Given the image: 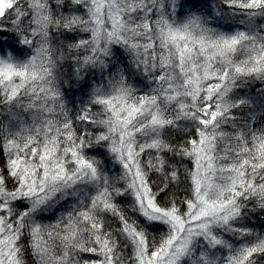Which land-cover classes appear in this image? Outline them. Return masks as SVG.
<instances>
[{"label":"snow or ice","instance_id":"1","mask_svg":"<svg viewBox=\"0 0 264 264\" xmlns=\"http://www.w3.org/2000/svg\"><path fill=\"white\" fill-rule=\"evenodd\" d=\"M0 117V264H264V0H0Z\"/></svg>","mask_w":264,"mask_h":264},{"label":"trees","instance_id":"2","mask_svg":"<svg viewBox=\"0 0 264 264\" xmlns=\"http://www.w3.org/2000/svg\"><path fill=\"white\" fill-rule=\"evenodd\" d=\"M0 164H3V157L2 156H0Z\"/></svg>","mask_w":264,"mask_h":264},{"label":"rangeland","instance_id":"3","mask_svg":"<svg viewBox=\"0 0 264 264\" xmlns=\"http://www.w3.org/2000/svg\"><path fill=\"white\" fill-rule=\"evenodd\" d=\"M0 119H4V118L0 117Z\"/></svg>","mask_w":264,"mask_h":264}]
</instances>
